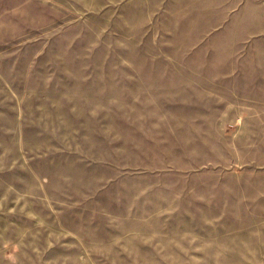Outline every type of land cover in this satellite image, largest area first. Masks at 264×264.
Wrapping results in <instances>:
<instances>
[{
  "label": "rangeland",
  "instance_id": "obj_1",
  "mask_svg": "<svg viewBox=\"0 0 264 264\" xmlns=\"http://www.w3.org/2000/svg\"><path fill=\"white\" fill-rule=\"evenodd\" d=\"M264 0H0V264H264Z\"/></svg>",
  "mask_w": 264,
  "mask_h": 264
},
{
  "label": "crops",
  "instance_id": "obj_2",
  "mask_svg": "<svg viewBox=\"0 0 264 264\" xmlns=\"http://www.w3.org/2000/svg\"><path fill=\"white\" fill-rule=\"evenodd\" d=\"M261 239H264V237H262ZM261 248L262 250L260 251L261 254H264V243H261Z\"/></svg>",
  "mask_w": 264,
  "mask_h": 264
}]
</instances>
